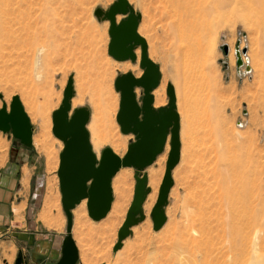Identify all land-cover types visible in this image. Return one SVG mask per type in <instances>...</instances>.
<instances>
[{"label":"rangeland","instance_id":"1","mask_svg":"<svg viewBox=\"0 0 264 264\" xmlns=\"http://www.w3.org/2000/svg\"><path fill=\"white\" fill-rule=\"evenodd\" d=\"M44 1L41 0L42 3ZM115 1L49 0L51 7L54 9L51 15L52 20L49 21L52 24L45 31H42L41 40L38 42V45H44L47 54L45 58L46 65L43 68V78L38 79L35 76L31 54L26 52L23 45L19 44L15 47L12 44L0 46V108L5 104L9 111L11 100L13 96L17 95L32 126V145L26 148L29 154H18L15 149H25L23 144L15 139L10 132L3 133L0 131V190L8 191V196H10L8 198L11 200L9 202L8 199L5 200L0 197L5 203L0 211L6 213L8 221L9 218L12 220L7 225L11 226V223H16L22 224V229L37 227L38 230L43 231H59L61 235L65 233L66 216L61 206V194L57 177L59 154L63 149V143L52 133V112L61 104L63 91L69 77L73 79L74 88V95L71 99L72 111L78 107H86L91 112L87 100L75 106L73 105V101L78 96L75 76L77 71L86 68V63L94 57V48L91 51L92 45L93 47L99 45L98 50L101 52H98V57L101 55L102 58L107 57L116 61L108 54L109 23L100 36L101 40L99 37L97 41L93 39L94 44L90 40L91 37L93 38L92 33L90 34L89 31L88 34L86 33V29L89 27L93 28L97 24L102 27L106 21L96 17L95 10L106 11ZM128 1L135 12L141 15L139 28L143 21L144 7L138 0ZM171 1L159 0L158 2L153 0L152 9L154 10L155 6L162 9L161 6L165 3L171 16L174 12ZM160 2L162 3L160 4ZM216 19L218 21L209 33L199 31L195 36L198 50L193 55L188 56L186 61L191 71V77L183 80L182 76H178L183 73V60L174 51L168 53L166 70L162 68L159 60L152 57L151 60L158 65L161 75L158 87L164 88L167 104L166 86L168 83L172 84L176 103L181 100L183 102L181 104H184L187 109V124L189 123L190 127L195 123L196 112L198 110L206 111L211 115L210 122L216 123L221 129L228 132L227 138L229 137V141L236 144L245 143L248 146L249 154L257 156L256 158L261 159L264 165V87L262 83L264 41L261 34L248 21L236 16L231 11H222L217 14ZM169 20L170 18L167 19L164 15L160 17L162 23ZM154 25L156 29L160 28V23L157 20H155ZM98 39L100 42H98ZM144 39L147 43L149 56V41L145 35ZM223 44L227 45V53L223 49ZM237 44H239L240 51L243 48L247 50L248 59H246L250 62V73H244L245 65L240 69L236 66L235 49ZM63 47H65V50ZM137 48L139 49L137 63L136 61H128L133 64L136 63L137 70L142 74V69L139 66L141 49L139 46ZM121 74L123 72L116 71L113 77L112 88L115 92L117 91L114 87V80ZM166 74H168L167 78L164 79L163 77ZM117 93L118 108L112 116L110 130L114 134L126 137L125 149L117 153L119 157H123L128 144L134 141L135 137L132 134H123L120 130L116 120L119 109V92ZM42 94L48 95L52 104L49 110L51 124L47 128V133H44L45 137L41 133V127H39L34 112L29 110L27 104L29 101H42L44 98ZM141 96L142 89L138 88L136 97L139 103ZM178 116L181 128L182 118L179 114ZM168 137L169 148L166 152V159L157 176L154 188L148 184L147 178L150 191L146 195L142 206L144 219L131 228V235L123 240L122 247L116 252H113V247L117 242V233L126 218L134 196L135 168L121 167L112 178V204L117 196L113 189L116 180L120 178L125 180L122 185L123 194L120 197V208L113 216H109L112 209L110 208L103 219L93 220L88 215L86 200L83 202L84 210L82 212L75 211L81 202L72 210V236L78 248L77 264H208L206 262L208 258L214 259L218 255L211 244L204 245L202 238L196 232L188 230V225L181 213L187 189L182 185L179 187L176 185L175 169L179 165L180 159L171 171L173 183L168 194L167 203L164 206L166 221L159 230H153L151 210L156 202L165 172L170 150V136ZM181 145L180 142V151ZM91 147L97 159L100 158L101 151L104 148L110 147L113 151V146L109 142L102 143L98 148L91 143ZM197 148L199 151L201 146ZM49 150L55 156V159H51L50 162L47 160ZM155 161L156 159L151 165L145 167L140 174L148 176L152 169H156ZM13 183L15 184L14 187L12 186ZM7 187H13V190H9ZM47 201L49 205L46 203ZM46 204L50 207L48 215L45 213ZM171 216L173 218H170ZM4 225L6 224L1 223L0 228L2 229ZM18 229V227L14 228L16 231ZM26 234L28 233H25V236ZM16 239L15 232L0 233V264H16L19 256L24 259L21 264H32L29 262L32 259L29 253H31V250L33 251V239L23 238L25 241L27 240L28 244L24 240L21 241L23 245L27 244L30 250L24 248V246L21 248Z\"/></svg>","mask_w":264,"mask_h":264},{"label":"bare ground","instance_id":"2","mask_svg":"<svg viewBox=\"0 0 264 264\" xmlns=\"http://www.w3.org/2000/svg\"><path fill=\"white\" fill-rule=\"evenodd\" d=\"M138 1L144 7L143 21L138 28V34L143 38L145 35L149 41V58L159 60L162 68L166 70L168 53L174 51L183 60V73L178 75L182 76L183 80L191 77L186 61L188 56L198 50L195 36L199 31L209 33L218 21L217 14L222 11H231L236 16L244 18L261 34L264 41V0H172L174 8H171L174 12L172 11L171 16L165 3L161 6L162 9L155 6L153 10V0ZM50 4L49 0L43 3L41 0H0V46L23 45L26 52L31 54L32 66L38 79L43 78L47 55L44 45L40 46L38 42L41 40L42 31L52 24L49 21L52 20L51 15L54 9ZM163 15L170 20L162 23L160 17ZM119 18L118 15L117 19ZM155 20L160 23V28L156 29ZM108 23L106 20L102 27L97 24L93 28L86 29L87 34L92 33L93 38L90 39L92 44L98 37L101 40L100 36L106 30ZM100 40L98 39V42ZM98 46L92 45L91 51L94 48V57L86 63V68L76 73L78 96L73 101V105L87 100L91 108L90 119L86 125L90 133V144L98 148L102 143L109 142L113 146V152L117 154L125 149L126 137L114 134L110 130L112 116L118 108V93L112 88L113 77L116 71L131 72L135 77L141 76L136 64L139 59V49H135L136 63L133 64L128 60L113 61L103 55L105 58L101 55L98 57V52H101ZM241 58L243 66L250 65L246 54H241ZM244 73L250 72L244 71ZM167 75L163 78L166 79ZM262 81L264 87V74ZM137 89H135L136 94ZM152 95L153 108L165 106L163 87L154 89ZM42 96H44L42 101H29L27 104L29 110L34 112L41 127V133L44 135L51 124L49 110L52 104L48 95L42 94ZM181 103H183L181 100L176 103L177 113L182 118L179 131L182 145L180 163L175 172L177 187L182 185L187 189L181 213L188 225V230L196 232L202 238L204 245L211 244L218 253L214 259H207L208 264H264V165L262 160L257 159L254 154H249L245 143L236 144L229 141L228 132L216 123L210 122L211 115L204 110L196 112L195 123L193 121L194 125L190 127L189 123L187 124V109ZM168 139L169 137L164 152L156 157V169H152L147 176L148 184L153 188L166 159L169 148ZM198 146H201L199 151ZM47 156L48 162L55 159L51 151ZM124 181L120 178L115 182L113 189L117 196L112 204L110 217L120 208ZM84 200L75 211L84 210ZM48 205L44 206L46 215L49 214ZM145 209L147 211V206ZM172 216L170 218H173Z\"/></svg>","mask_w":264,"mask_h":264},{"label":"water","instance_id":"3","mask_svg":"<svg viewBox=\"0 0 264 264\" xmlns=\"http://www.w3.org/2000/svg\"><path fill=\"white\" fill-rule=\"evenodd\" d=\"M94 14L109 22L108 54L113 59L135 62V49L138 46L141 49L139 62L141 76L135 77L131 72H126L114 80L115 90L119 92L116 120L121 132L134 135L135 140L128 144L123 157H119L110 147H106L97 159L86 129L89 109L78 107L72 111L73 79L68 78L61 104L52 112V133L63 143V149L59 154L57 177L61 206L66 216V228L60 258L50 264H77L78 248L72 236V210L85 199L88 215L95 221L103 219L109 212L113 200V176L121 167H133L136 170L134 196L126 218L118 230L113 252L122 247L123 240L131 235V228L144 219L142 206L150 189L147 185V175L140 172L163 152L170 136V150L164 176L151 210L153 230H159L166 221L164 206L173 183L171 171L180 159V123L174 87L168 83L167 104L157 109L153 108L152 91L158 87L161 75L158 65L148 56L146 40L138 34L141 15L135 12L128 0H116L106 11L96 9ZM118 15L124 16L119 22ZM223 49L227 53L226 44H223ZM246 51V48H243L240 52L237 44L235 55L238 69L243 66L241 54L245 55ZM250 70V66L246 65L245 71ZM136 88L142 89L140 103L136 97ZM0 131L10 132L27 147L32 145V126L17 95L13 96L9 111L5 104L0 108ZM22 261L19 256L16 264H21Z\"/></svg>","mask_w":264,"mask_h":264},{"label":"crops","instance_id":"4","mask_svg":"<svg viewBox=\"0 0 264 264\" xmlns=\"http://www.w3.org/2000/svg\"><path fill=\"white\" fill-rule=\"evenodd\" d=\"M120 18L117 19V22H119L121 19L124 18V16L119 15ZM21 143V142H20ZM22 144V143H21ZM25 147L24 148H20V149H15L16 152H18V154L20 153H26L29 154V151L26 150V148H28L27 146L23 145ZM11 174V172H9ZM14 183L12 184V186L14 187ZM13 187L8 188L9 190H13ZM5 188V187H4ZM8 191L6 190H0V197L3 199H8L9 202H11V200L9 199L10 196H8ZM9 197V198H8ZM3 202V203H2ZM4 201H2L0 199V210H2V207H4ZM10 207V206H9ZM6 213L4 211H0V224L4 223L7 225V223L12 222V220L9 218H6ZM4 225V227H2V229L0 228V233H5L8 234L11 232H15L16 235V240H18V245L21 246V248H29L28 247V242H26L24 239L30 240L31 238L33 239V251L31 250V260L29 262H31L32 264H50V263H55L61 255V246H62V239H63V235H61V233L58 231H43V230H38L37 227H29V229H22L21 225L16 224V223H11L10 225ZM15 227H18L19 229L16 231L14 230ZM11 230V231H10ZM25 233L26 234L25 236ZM18 235V236H17ZM28 235V236H27ZM24 238V239H23ZM24 240L25 245H23L21 243V241ZM30 250V248H29ZM33 252V253H32ZM24 261V259H23Z\"/></svg>","mask_w":264,"mask_h":264}]
</instances>
